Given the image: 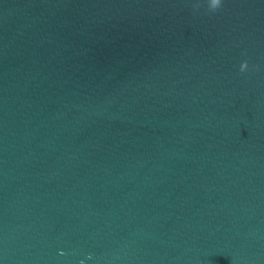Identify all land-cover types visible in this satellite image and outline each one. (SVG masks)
<instances>
[{"label": "water", "instance_id": "1", "mask_svg": "<svg viewBox=\"0 0 264 264\" xmlns=\"http://www.w3.org/2000/svg\"><path fill=\"white\" fill-rule=\"evenodd\" d=\"M209 2L0 0V264H264V0Z\"/></svg>", "mask_w": 264, "mask_h": 264}, {"label": "clouds", "instance_id": "2", "mask_svg": "<svg viewBox=\"0 0 264 264\" xmlns=\"http://www.w3.org/2000/svg\"><path fill=\"white\" fill-rule=\"evenodd\" d=\"M220 5V0H210L209 2V8L210 9H216L218 8ZM247 66V63L246 62H242L241 63V71H243V69Z\"/></svg>", "mask_w": 264, "mask_h": 264}]
</instances>
